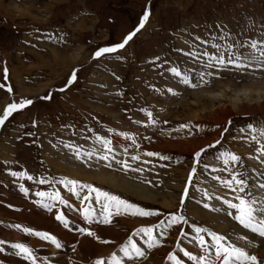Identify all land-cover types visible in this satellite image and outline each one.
Returning <instances> with one entry per match:
<instances>
[{
    "label": "rangeland",
    "instance_id": "1",
    "mask_svg": "<svg viewBox=\"0 0 264 264\" xmlns=\"http://www.w3.org/2000/svg\"><path fill=\"white\" fill-rule=\"evenodd\" d=\"M2 2L3 6L9 7L13 4L19 8L27 6L29 13L28 17L0 13V67L1 64L3 66L0 83L5 85V88H0V111L7 103L20 98L31 99L33 103L14 112L0 126V241L7 243L0 244L3 249L0 255L5 258L4 261L0 259V264H30V261L15 254L12 243L21 242L30 247L29 241L33 237L44 245L52 246L49 241L13 227L19 224L22 228L46 232L38 226L41 222L37 217L32 215L33 208L54 216L59 209L68 220L73 207L75 213L77 210L82 215L80 201L87 195V189H81L80 196L73 195L68 187L60 183L63 178L93 184L130 203L159 213L158 216L114 215L112 222L121 223L119 218L125 217L130 225H122L119 234L113 233L111 238H105L111 241L107 244L83 236L98 245V250L91 252L94 255L91 261L101 256L107 258L113 252L119 255V247L130 236L138 246L143 247L145 238L143 234L134 236L136 229L158 224L168 214L177 211L186 217L188 224L173 226L162 238L159 247L151 250L145 248L146 256L134 260L132 264L145 263L155 251L159 255L158 258L154 256L156 264H171L166 257L173 251L178 239L181 247L193 255H200L201 249L193 240L192 224L225 235L237 246L264 260V249L261 248L262 256L257 251L260 250L257 239L231 229L238 227L260 238L242 229L227 215L226 206L215 197L232 199L235 193L213 179L214 176L228 178L229 171L235 167L247 176L252 195L257 198L264 196V190L259 188V184L264 183V163H261L264 157L256 158V149L260 145L251 140L247 128L248 124L264 127V95L260 94L264 90V70L238 73L229 66L218 73L216 67L208 66V57L203 55L218 56L223 53L227 58L231 52L250 61L252 57H258L259 52L250 48L248 43L251 40L264 42V0ZM146 7L150 10V17L145 28L124 49L101 58H92V53L98 47L120 42L132 31ZM228 45L233 46L231 50ZM4 51L10 53L11 62L3 58ZM84 60L85 63L80 64ZM76 64H80L74 67L78 72L76 81L63 92L58 91L64 87ZM11 66L14 69L10 73ZM5 67L8 68L7 80L4 79ZM173 67L186 74L197 86L183 84L180 77L169 71ZM252 69H255V61L252 62ZM208 72L213 75H205L204 80L208 82L202 83L200 73ZM7 87H11V93L7 92ZM222 87L230 89L225 91L224 98L198 97L201 91L215 93ZM170 88L173 92L168 91ZM245 89L249 91L245 95L247 98L237 96V102L233 103L232 95ZM49 92L52 93L51 99H40ZM141 109L151 112L156 123L149 124L145 111ZM229 111L231 115H228ZM181 125L187 126L182 128ZM225 128L228 130L225 131ZM113 130L124 139L123 146L111 138L110 132ZM122 132L129 133L135 143L133 139L120 135ZM97 136L111 142L107 160L99 159L106 150L96 140ZM257 138L260 139L259 136ZM217 140H220L219 145L201 154L189 184V195L181 207L180 196L196 161L195 152ZM169 142H183L186 152L170 148ZM225 150L240 156L238 165H228L226 169L223 161L217 159L219 153ZM148 152L160 155L149 157L146 155ZM132 156L139 158L132 160ZM160 156L167 159H160ZM117 160H127L132 168L139 171H124L116 163ZM109 164L111 167H108ZM77 170L80 177L73 176ZM12 172H26L32 179L12 176ZM109 173L151 188L158 194L157 199L154 203L143 201L97 181ZM41 179L47 183H39ZM21 184L28 189L27 195L20 191ZM37 192H58L67 202L77 203V208L69 202L64 205L55 201L50 202L55 203V207L49 212L35 203L40 199L36 196ZM203 192H207L211 198L204 199ZM163 200L167 207L161 204ZM86 203L97 213L100 212L94 194L92 200ZM204 203L210 207L205 208ZM213 208L220 211H213ZM133 220L138 223L134 224ZM111 223L97 224L94 221L86 224L84 221L82 226L75 228V233L81 239L78 227H90L96 231V226L108 227L113 225ZM180 228L184 229V236H181ZM16 234L21 237L18 238ZM156 234L159 235V230ZM239 236H246L247 239H238ZM205 238L208 239L207 236ZM79 243L80 240L70 245L61 242L69 254L75 253ZM30 248L37 264H50L34 247ZM45 249L46 252L50 251L47 247ZM179 255L185 264H192L182 253ZM72 260H66L64 264H75V259Z\"/></svg>",
    "mask_w": 264,
    "mask_h": 264
},
{
    "label": "snow or ice",
    "instance_id": "2",
    "mask_svg": "<svg viewBox=\"0 0 264 264\" xmlns=\"http://www.w3.org/2000/svg\"><path fill=\"white\" fill-rule=\"evenodd\" d=\"M150 10L145 8L142 16L139 18L137 26L130 32L125 35L120 42L113 43L110 45L98 47L93 53L92 58H101L106 54L117 53L118 50L124 49L125 46L134 38V36L144 28L146 22L149 20ZM248 46L259 52L258 57H252V60H247L242 58L239 54L229 53L226 58L223 53L218 56L209 55L208 53H203L204 56L208 57L209 67H216L219 73L220 69L231 68L235 69L238 73H247L250 70H264V42H258L256 40H251L248 43ZM214 47H218L214 45ZM232 45H228V48L231 50ZM255 61V69H252V62ZM175 76L181 78V82L190 87H196V84H192L190 79L186 74H182L180 70L173 67L169 69ZM77 69L73 68L71 74L69 75L66 84L64 87L58 89V91L63 92L66 88L72 85L77 79ZM212 76L213 73H200V81L202 83H207L208 81L204 80V76ZM4 79L7 80V68L4 70ZM119 79V77H117ZM0 88H5L3 83H0ZM7 92L11 93V87H7ZM169 92H173L170 88ZM175 94V93H173ZM52 93L49 92L48 95L40 97L43 100L51 99ZM33 101L28 98H20L18 101L13 100L6 104L3 108L2 114H0V126H3L5 121L16 111L23 110L27 106L31 105ZM145 111L148 117L149 124H155L156 121L153 119L152 113L146 109H141ZM35 123V122H34ZM231 123V121H229ZM187 125H181V127H186ZM247 128L251 133V140L255 141L260 146L256 149L258 153L257 159L264 157V143H261V140H264V127L257 128L253 124H248ZM228 129L225 128V131ZM111 131V130H110ZM243 131V129H241ZM120 135L127 137L128 139H133L129 133H120ZM223 135V133H221ZM260 137V139L257 138ZM96 140L100 142L104 148V155L100 156L99 159L107 160L108 152L111 151V142L108 139L97 136ZM133 143L135 140L133 139ZM220 144V140L215 141L213 144H209L206 148H200L195 152L194 156L196 161L193 164L192 171L188 174V183L185 184L183 192L180 196V205L183 207L186 198L189 195V184L192 181L193 174L196 172L197 164L202 153L206 152V149L215 148L216 145ZM138 147V145H137ZM126 151V150H125ZM147 156H159V153L148 152ZM77 158L79 159V154L77 153ZM139 157L132 156V160H137ZM160 159H167V157L160 156ZM217 159H221L223 164L228 165H238L240 162V156L230 152V151H221L217 156ZM117 164L120 165V168L124 171L132 170L139 171V169L132 168L131 164L127 160H117ZM261 163H264V159H261ZM108 167H111L109 164ZM12 176L16 177H27L31 180L32 177L28 176L26 172H12ZM213 179L219 180V182L230 191L235 193L232 199L222 198L216 196L215 199L222 201V204L227 208V215L231 217L242 229L247 230L250 233L255 234L256 236L264 239V196L257 198L252 195L250 189V184L247 176L244 172L238 171L233 167L229 171L228 178H221L219 176H214ZM39 183H47L45 179H41ZM65 187L69 188V191L76 196H80L81 189H87V195L83 196L81 203V214L83 216L86 224H92L94 221L97 224H110L112 222V217L114 215H121L124 213H129L133 216H158L159 213L154 210H148L143 207H140L137 204L130 203L126 199H122L119 195H115L109 191L104 190L101 187H96L90 183H82L78 180H70L68 178H63L60 181ZM70 186V187H69ZM259 188L264 190V183L259 184ZM20 191L25 195L28 194V189L24 187L23 184L20 185ZM94 194L95 203L100 206V212L97 213L95 209L89 206L88 203L92 200ZM36 196L40 197L39 200L35 201L36 204L41 205L43 208L47 209L49 212L55 207V202L58 201L60 204L67 205V200L63 199L58 192H37ZM204 199H210V195L207 192L202 193ZM199 203V201H198ZM205 208H209L208 203H204ZM213 211H220L219 208H213ZM234 210V211H233ZM55 219L64 226V228L69 227V220L66 218L64 213L59 209L56 210ZM181 224H188V220L184 215L179 211L172 212L166 216L164 220H160L158 224H154L147 227H140L136 229L133 235L143 234L145 238L143 241V247L137 245L133 241V238L130 236L128 241L125 244H122L119 247V255L117 252H113L107 258L101 256L92 260L90 264H132L134 260L144 258L146 256L145 248L151 250L153 248L159 247L162 243V238L167 234V231L173 226H179ZM13 227L22 230L26 234H31L36 237H39L41 240L49 241L55 248L59 249L62 247L60 240L53 234L43 231H34L30 227H21V225L16 224ZM192 232L194 233L193 240L200 247L201 254L193 255V253L185 248L181 247L179 239L175 245L173 251H170L167 254V261L171 264H185L184 259L180 257V253L183 254V257H186L192 264H264V260L258 258L256 254L249 253L245 248L237 246L235 243L230 241L225 235L219 234L210 228L198 226L196 224L190 225ZM159 230V235L156 234V231ZM77 231L82 236L92 237L98 240L101 243H110L107 240H101L97 235V232L92 230L90 227H78ZM181 236L185 235L183 228H180ZM207 236L208 239L205 237ZM238 239L244 240L247 239L246 236H239ZM4 241H0V244H3ZM251 243V241H249ZM11 247L15 250L17 256H22L23 259L30 261V264H37V259L33 253V250L27 246L25 243L16 242L12 243ZM0 251H3L0 248ZM71 264V262H69Z\"/></svg>",
    "mask_w": 264,
    "mask_h": 264
},
{
    "label": "bare ground",
    "instance_id": "3",
    "mask_svg": "<svg viewBox=\"0 0 264 264\" xmlns=\"http://www.w3.org/2000/svg\"><path fill=\"white\" fill-rule=\"evenodd\" d=\"M10 4V3H9ZM0 13L7 15L9 13H12V17H28V13H29V7L24 6V7H17L16 5L13 4V6H8L5 5L3 6V2L2 0H0ZM11 16V15H10ZM1 17V16H0ZM4 17V16H3ZM147 26V25H146ZM145 28V27H144ZM56 54V53H55ZM86 60H84V62H81L80 64L85 63ZM80 64H76L73 65V68L80 65ZM10 71H12L10 69ZM14 74V73H12ZM12 79H14V76L12 75ZM15 80V79H14ZM247 88V87H246ZM250 89V86H249ZM230 89H228V87L223 88L221 90H219L218 92L215 93H206L204 91H201V94L198 95V97H222L224 98V96L226 95L225 91H229ZM24 91V90H23ZM200 91V90H199ZM264 91V90H263ZM260 92V94L264 95V92ZM249 91H247L246 89L242 92H238V93H234L232 96L234 97L232 99L233 103H236L238 100L236 97L240 96V95H247ZM259 92V91H258ZM27 93V92H25ZM194 93V92H193ZM199 94V93H198ZM28 95V94H27ZM8 96V94H7ZM246 97V96H245ZM259 97V96H258ZM197 98V96H196ZM247 98V97H246ZM198 99V98H197ZM202 99V98H201ZM198 101V100H197ZM239 104V103H238ZM3 112V111H2ZM0 111V114L2 113ZM226 112V111H225ZM232 113L229 111L228 115H231ZM197 115V114H196ZM195 116V115H194ZM205 117V116H204ZM199 118V117H198ZM193 119V118H192ZM197 120V119H196ZM118 124V123H117ZM121 124V123H120ZM117 126V125H114ZM204 127V126H203ZM107 128V127H106ZM131 130V129H130ZM123 133V132H122ZM110 136L111 138L114 140L115 143H119L122 146L124 145L123 143H125L124 139L122 137H118L117 133L114 132V130L112 132H110ZM169 141V140H168ZM167 141V142H168ZM183 142H177L176 144H172L171 142L168 143L170 148H175V149H179L180 151H185L186 152V148L183 147L182 145ZM166 145V144H165ZM167 145V146H168ZM199 147V146H198ZM167 148V147H166ZM195 148V147H194ZM193 149V148H192ZM181 153V152H180ZM190 154L193 153L189 152ZM181 156V155H180ZM179 159V158H178ZM70 166V165H69ZM71 168V167H70ZM73 169V168H72ZM69 170V169H68ZM71 170V169H70ZM80 171L77 170L74 173V177H80ZM93 172V171H92ZM179 172V171H178ZM177 172V173H178ZM91 173V172H90ZM93 174H96L93 173ZM83 176V175H82ZM84 177V176H83ZM102 177V175H101ZM97 181L103 183V184H107L108 186L112 187V188H116L118 190H121L122 192H125L129 195H132L134 198L140 199V200H145V201H150L153 202L157 199V193L152 190L151 188H148L136 181L127 179V178H123L120 176H114L112 174H107L104 175L102 177V179H97ZM179 188V187H178ZM181 188V186H180ZM174 189V188H173ZM161 197V196H160ZM173 198V197H172ZM164 199V198H163ZM165 200V199H164ZM162 201L161 204H163L164 206H168L167 203L165 201ZM168 201V200H167ZM70 203V205L72 204V206H75L77 208V203L75 204V202L73 201H68ZM162 206V205H161ZM65 208V207H64ZM73 209V210H72ZM70 209V213L68 214V218L71 222L68 228H64V226H62V224H60V222H58L55 218V216L53 214H49V215H45L41 210L37 209V208H33V214L34 216L37 217L38 222L40 221L41 224H38V226H40V228H42V230L49 232L53 235H55L58 239H60V241L64 244L70 245V244H74L76 243L78 240H80L79 245H76L75 247V253L74 254H69L66 250H65V245L62 244V247L57 249L55 248L53 245H44L43 243H40L38 240H35L33 237L30 238L29 241V245L30 247H34L36 252L44 259H46L47 262H49L50 264H64L66 260H72L75 259V264H89V261H91V252L94 251L95 249H97L98 245L96 244V242L92 241L91 239L87 238V237H83L81 239H79L80 237L76 236V227L77 226H82V224H84V220L82 219V215H79L77 213L74 212V207ZM193 210V209H192ZM65 212V211H64ZM198 213V212H197ZM206 213V212H205ZM194 214V213H193ZM196 215V214H195ZM1 216V215H0ZM203 217V216H202ZM208 217V216H207ZM210 217V216H209ZM198 218V217H197ZM206 218V217H205ZM212 218V217H211ZM218 218V217H217ZM210 219V218H209ZM215 219V218H214ZM117 220V219H116ZM211 220V219H210ZM224 220H226L224 218ZM9 221V220H8ZM33 221V220H32ZM119 221L121 223H119L118 221H113L111 224V226H104V227H100V226H96L94 229L96 230V232L98 233V235H100V238L103 240H105V238H111V235L113 233L119 234V232L122 230V225H125V227H128L130 225V221L126 220L125 217H121L119 218ZM205 221V220H204ZM34 222V221H33ZM134 224H137L138 221L133 220L132 221ZM228 223H230L229 221H227ZM9 223V222H7ZM208 223V222H207ZM222 223V222H221ZM14 224V223H13ZM218 224V223H217ZM7 225V224H6ZM214 226V225H213ZM85 227V226H84ZM217 227V226H216ZM10 228V226H9ZM15 229V228H14ZM234 232H241L243 234H246L247 237L250 238H254L257 239L258 242L260 243V250L257 249L258 253L261 255L262 254V249H264V239L262 238H255L254 236L249 235L248 233L243 232L241 229H239L238 227H233L231 228ZM12 230V229H11ZM229 230V229H228ZM7 233V232H6ZM14 233V231H13ZM17 233V232H16ZM226 233V232H225ZM239 234V233H238ZM17 235V234H16ZM8 236V235H7ZM18 236V235H17ZM115 236V235H114ZM21 236L19 235L18 238H20ZM7 240V239H6ZM19 240V239H18ZM17 240V241H18ZM10 242V241H9ZM111 242V241H110ZM4 243H6V241L4 240ZM4 244V245H5ZM244 244V243H243ZM112 245V244H111ZM49 248V252H46L45 248ZM110 247V246H109ZM258 247V246H257ZM100 248V247H99ZM262 248V249H261ZM107 249V248H106ZM98 250V249H97ZM105 250V249H104ZM109 250V249H108ZM158 251V250H157ZM94 254V253H93ZM97 254V253H96ZM104 254V253H102ZM101 254V255H102ZM100 254H97V256H99ZM94 256V255H93ZM92 256V257H93ZM154 256H157L158 258V252H154L152 253L151 257L148 258L146 260L145 263L143 264H156V262H154ZM262 256V255H261ZM76 257H78V261L76 262ZM0 259L4 261V256L0 255ZM264 259V258H263ZM73 261V260H72Z\"/></svg>",
    "mask_w": 264,
    "mask_h": 264
},
{
    "label": "crops",
    "instance_id": "4",
    "mask_svg": "<svg viewBox=\"0 0 264 264\" xmlns=\"http://www.w3.org/2000/svg\"><path fill=\"white\" fill-rule=\"evenodd\" d=\"M66 1H68L69 2V0H66ZM49 4V3H48ZM1 22V21H0ZM3 22V21H2ZM4 56H3V58H5V61H9V62H11V56H10V53L9 52H7V51H4ZM2 63V62H1ZM6 68V67H5ZM4 68V69H5ZM11 68V70L13 71V69H14V67L13 66H11L10 67ZM3 69V66H2V64H1V67H0V70H2ZM8 69V68H7ZM8 71V70H7ZM10 71V70H9ZM10 73H11V71H10ZM14 82V81H13Z\"/></svg>",
    "mask_w": 264,
    "mask_h": 264
}]
</instances>
